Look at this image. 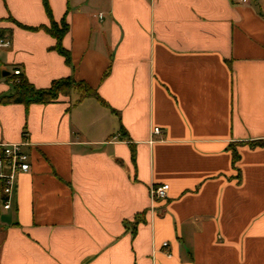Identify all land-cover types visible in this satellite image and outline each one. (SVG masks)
Returning a JSON list of instances; mask_svg holds the SVG:
<instances>
[{
    "label": "crops",
    "instance_id": "crops-1",
    "mask_svg": "<svg viewBox=\"0 0 264 264\" xmlns=\"http://www.w3.org/2000/svg\"><path fill=\"white\" fill-rule=\"evenodd\" d=\"M48 2L71 64L42 0H0V100L21 70L108 106L0 103V143L31 163L0 211V264H264V0Z\"/></svg>",
    "mask_w": 264,
    "mask_h": 264
},
{
    "label": "trees",
    "instance_id": "trees-1",
    "mask_svg": "<svg viewBox=\"0 0 264 264\" xmlns=\"http://www.w3.org/2000/svg\"><path fill=\"white\" fill-rule=\"evenodd\" d=\"M46 14L50 20V26L42 27L48 34L55 40L56 45L53 48L57 53L64 57L67 64H71L70 52L64 48L63 40L69 32V25L63 19L60 23L56 22L52 15V10L48 0H42ZM15 92L9 96H5L0 100L4 105H24L26 108L32 104L49 105L58 102L61 97H71L73 93H77L79 98L76 104L81 103L85 99L94 98L98 100L103 106L108 104L99 96L98 92L89 86L86 82H76L72 78L56 80L48 89H36L23 74L16 76L14 79ZM262 143L258 142L253 146H261ZM132 151V158L135 160V149L130 145ZM238 155L234 152V164L238 160Z\"/></svg>",
    "mask_w": 264,
    "mask_h": 264
},
{
    "label": "built area",
    "instance_id": "built-area-1",
    "mask_svg": "<svg viewBox=\"0 0 264 264\" xmlns=\"http://www.w3.org/2000/svg\"><path fill=\"white\" fill-rule=\"evenodd\" d=\"M237 3L247 4L249 0H233ZM9 40L0 39V47H9ZM21 70L14 71V75H21ZM154 134H161L159 128L154 129ZM25 143L5 144L0 143V211L1 209H11V199L14 194L18 177L31 172L30 155L25 150ZM170 186L168 184L159 185L153 188L152 198L155 201H164L168 198ZM169 244H163L167 248ZM168 254V253H167ZM169 257L170 254H168Z\"/></svg>",
    "mask_w": 264,
    "mask_h": 264
},
{
    "label": "water",
    "instance_id": "water-1",
    "mask_svg": "<svg viewBox=\"0 0 264 264\" xmlns=\"http://www.w3.org/2000/svg\"><path fill=\"white\" fill-rule=\"evenodd\" d=\"M8 75H9V74L6 73V72L3 73V76H4V77H7Z\"/></svg>",
    "mask_w": 264,
    "mask_h": 264
},
{
    "label": "rangeland",
    "instance_id": "rangeland-1",
    "mask_svg": "<svg viewBox=\"0 0 264 264\" xmlns=\"http://www.w3.org/2000/svg\"><path fill=\"white\" fill-rule=\"evenodd\" d=\"M75 95H77V93Z\"/></svg>",
    "mask_w": 264,
    "mask_h": 264
}]
</instances>
